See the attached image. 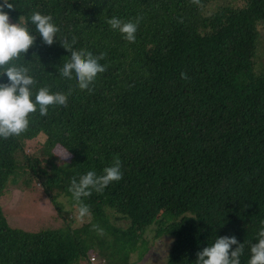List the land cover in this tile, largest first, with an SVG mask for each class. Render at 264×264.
<instances>
[{"label": "trees", "instance_id": "1", "mask_svg": "<svg viewBox=\"0 0 264 264\" xmlns=\"http://www.w3.org/2000/svg\"><path fill=\"white\" fill-rule=\"evenodd\" d=\"M223 1L8 0L10 22L23 16L36 36L12 62L36 81L33 101L44 86L72 94L67 107L49 106L41 116L37 106L24 133L0 138V198L12 183L39 185L68 222L73 177L102 175L118 154L123 178L81 198L92 216L76 228H17L0 207V264L88 262L91 251L105 264H128L153 226L156 238H173L167 264H196L197 252L225 236L244 244L239 259L248 264L264 221V63L256 69L264 0ZM34 11L51 15L60 29L53 45L31 23ZM113 17L140 18L134 43L111 29ZM73 36L74 50L106 53V71L91 92L78 88L74 73L71 80L59 75L70 58L60 42ZM36 139V151L27 152ZM64 152L69 158L58 156Z\"/></svg>", "mask_w": 264, "mask_h": 264}, {"label": "clouds", "instance_id": "2", "mask_svg": "<svg viewBox=\"0 0 264 264\" xmlns=\"http://www.w3.org/2000/svg\"><path fill=\"white\" fill-rule=\"evenodd\" d=\"M191 3L201 6V0H191ZM5 8L14 10V5L8 0H3L0 4V77L6 76L8 83H0V138L7 140L13 136H19L29 127V116L38 110L41 116L48 114L49 106L67 107L68 97L72 94V89L68 93H52L47 86L40 87L32 99L31 87L36 83L29 69L24 66H15L13 61L20 59L34 45L36 36L32 35L27 27L25 18L21 16L17 23H11ZM31 23L35 25L36 31L42 38L45 45L51 46L56 40V35L60 31L53 23L51 15H43L39 11H34L30 17ZM140 22L137 17L136 22H125L117 17L107 20L112 30H118L123 38L130 43L136 40V32ZM61 46L70 53V58L60 67L59 75L69 80L73 79V73L77 81V86L81 91H92L98 74L106 71L105 65L100 63L105 59L106 53L94 56L86 49L74 50L77 38L72 37L71 42L64 37L60 42ZM11 65V66H9ZM181 79H188L186 73H181ZM61 159L68 158L66 154L58 155ZM122 162L117 154L113 158L112 165L103 169L102 175H97L95 171L76 177L71 180L68 191L72 194L75 202L77 219L83 223L90 221L92 212L90 206L82 201V197H90L92 191L103 193L104 189L112 182H118L123 178L121 171ZM92 231L98 235H104V230L98 224H92ZM235 245V250L232 246ZM244 244L238 243L235 236L220 237L202 251L196 253V264H240V256L243 254ZM251 258L248 264H264V221L258 232V243L251 246Z\"/></svg>", "mask_w": 264, "mask_h": 264}, {"label": "rangeland", "instance_id": "3", "mask_svg": "<svg viewBox=\"0 0 264 264\" xmlns=\"http://www.w3.org/2000/svg\"><path fill=\"white\" fill-rule=\"evenodd\" d=\"M223 1V0H222ZM225 3V1H223ZM12 23V22H11ZM262 37L264 35L262 34ZM260 63H264V52L261 47L257 52L256 69L259 70ZM40 142L36 140L29 141L26 146L27 152H34ZM62 154H66L65 152ZM69 158V154H68ZM22 182L18 185L12 183L10 189L0 198V207L11 226L23 228L31 231H39L42 229H57L65 226L67 223L72 228L81 226V223L76 216V207H72V212L69 215L71 219L64 222L59 217L48 197L41 191V186L36 185L33 189L21 188ZM66 206V205H65ZM66 211H71V207H65ZM117 226H125L122 221H116ZM155 226L150 227L142 235L136 248L131 252L128 264H167V256L173 244V238L170 235L164 234L156 238ZM143 252V254H142ZM96 255L98 261L91 263L86 259H79L73 264H99L100 260L97 253L90 252L91 255ZM103 261V260H102ZM100 262V264L102 263ZM113 264L123 263L122 259H114ZM105 264V261H103Z\"/></svg>", "mask_w": 264, "mask_h": 264}, {"label": "built area", "instance_id": "4", "mask_svg": "<svg viewBox=\"0 0 264 264\" xmlns=\"http://www.w3.org/2000/svg\"><path fill=\"white\" fill-rule=\"evenodd\" d=\"M91 260V263L94 262V261H98V258L96 257V255H91V257L89 258Z\"/></svg>", "mask_w": 264, "mask_h": 264}]
</instances>
